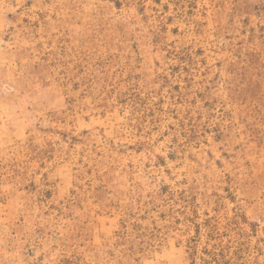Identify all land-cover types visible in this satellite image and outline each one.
Instances as JSON below:
<instances>
[{
	"label": "rangeland",
	"instance_id": "rangeland-1",
	"mask_svg": "<svg viewBox=\"0 0 264 264\" xmlns=\"http://www.w3.org/2000/svg\"><path fill=\"white\" fill-rule=\"evenodd\" d=\"M0 264H264V0H0Z\"/></svg>",
	"mask_w": 264,
	"mask_h": 264
}]
</instances>
